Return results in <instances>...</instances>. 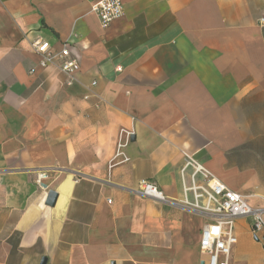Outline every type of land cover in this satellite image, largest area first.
Listing matches in <instances>:
<instances>
[{"label":"crops","instance_id":"0c3cea01","mask_svg":"<svg viewBox=\"0 0 264 264\" xmlns=\"http://www.w3.org/2000/svg\"><path fill=\"white\" fill-rule=\"evenodd\" d=\"M99 1L0 0V264H207L181 170L264 209V0H122L107 29ZM39 39L72 42L73 85L40 67ZM233 232L230 263L264 264V230Z\"/></svg>","mask_w":264,"mask_h":264},{"label":"built area","instance_id":"2783aa9c","mask_svg":"<svg viewBox=\"0 0 264 264\" xmlns=\"http://www.w3.org/2000/svg\"><path fill=\"white\" fill-rule=\"evenodd\" d=\"M92 10L103 29L124 15L122 0H101L93 5ZM261 24L264 26V17ZM72 45L68 41L57 50L50 42L41 39L31 45L32 51L40 57V67L58 68L66 76L68 86L76 82L81 68L79 58L73 54ZM132 135L130 131H123L120 136L116 156H123V162L128 159L120 150L126 147ZM47 178L46 172H40L34 180L35 184L46 190L44 180ZM181 179L184 194L182 203L204 213L210 221L203 227L200 240L201 252L208 257L207 264H231L233 248L237 244L233 232L234 219L250 218L252 230L260 232L264 230V209H253L244 195L228 188L207 167L190 157L186 158L181 170ZM137 191L154 201L168 202L164 193L151 181L142 180ZM108 203L112 204V200Z\"/></svg>","mask_w":264,"mask_h":264},{"label":"water","instance_id":"95a60500","mask_svg":"<svg viewBox=\"0 0 264 264\" xmlns=\"http://www.w3.org/2000/svg\"><path fill=\"white\" fill-rule=\"evenodd\" d=\"M54 199H55V195L54 194H51L50 197H49V204H52V202H54ZM51 201V203H50Z\"/></svg>","mask_w":264,"mask_h":264}]
</instances>
